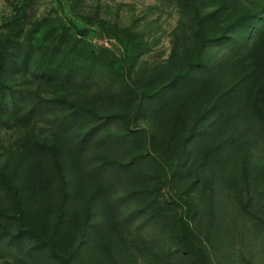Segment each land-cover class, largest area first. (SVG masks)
I'll list each match as a JSON object with an SVG mask.
<instances>
[{
    "label": "trees",
    "instance_id": "obj_1",
    "mask_svg": "<svg viewBox=\"0 0 264 264\" xmlns=\"http://www.w3.org/2000/svg\"><path fill=\"white\" fill-rule=\"evenodd\" d=\"M214 1L179 0L190 49L174 47L149 69L142 34L116 23L96 20L120 57L78 28L79 38L47 34L42 19L25 31L32 0L3 20L0 259L120 264L118 226L164 228L172 212L167 240L206 264L192 223L201 212L214 218L219 159L251 132L264 135V0H246L244 12L243 0Z\"/></svg>",
    "mask_w": 264,
    "mask_h": 264
},
{
    "label": "rangeland",
    "instance_id": "obj_2",
    "mask_svg": "<svg viewBox=\"0 0 264 264\" xmlns=\"http://www.w3.org/2000/svg\"><path fill=\"white\" fill-rule=\"evenodd\" d=\"M23 2L0 0V25ZM243 2L246 8H240L238 3L235 8L243 12L251 9L250 1ZM178 4L179 0H32L26 11L25 31L42 19L46 25L43 31L49 30L47 34L54 33L51 29L69 28L70 34L79 38L78 28L89 46L106 49L120 57L124 51L122 45L96 20L116 23L142 34L148 48L138 58L141 67L149 69L167 59L174 47L178 53L190 49L185 39L190 33L188 15ZM247 137L243 144L242 139L231 144L219 159V166L220 161L226 165L217 168L222 172L215 182L213 220L209 222V217L202 216V212L194 216L192 229L197 245L207 255L206 264H264V135L255 131ZM221 173L236 174L237 183L229 187L230 181L223 182ZM165 215L171 218L166 219L167 225L161 229L157 221L145 224L143 229L139 221L138 228L136 224L130 228L119 223L123 239L115 238V241L120 264H191V258L174 250L167 240L175 218L172 212ZM0 264L19 263L1 258Z\"/></svg>",
    "mask_w": 264,
    "mask_h": 264
}]
</instances>
